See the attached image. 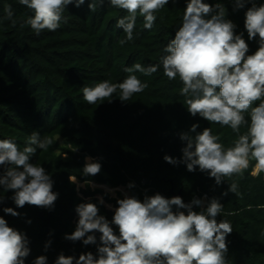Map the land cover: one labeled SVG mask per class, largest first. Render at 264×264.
Here are the masks:
<instances>
[{"label":"trees","instance_id":"trees-1","mask_svg":"<svg viewBox=\"0 0 264 264\" xmlns=\"http://www.w3.org/2000/svg\"><path fill=\"white\" fill-rule=\"evenodd\" d=\"M90 2L85 0L79 8L68 5L64 12L67 23L62 21L55 32L45 30L37 36L30 26L21 27L34 15L31 9L19 0H0V140L10 139L22 150L34 131L41 138L53 139L47 151L37 149L31 158L54 181L52 191L58 193V198L52 208L28 204L18 208L11 199L14 191H4L0 186V217L29 240L30 254L25 264H33L41 255L47 257L46 264H55L60 254L78 259L81 254L91 252L98 258L101 233H89L97 241L89 245H84L82 240H67L65 236L76 229L79 219L76 206L86 202L96 204L98 214L119 235L112 219L117 200L124 198L120 186L141 202L155 194L174 197L170 187L173 191L180 190L189 203L194 198L201 199L203 208L212 198H218L223 212L217 220H228L233 229L226 238L227 264H264V207H258L264 205V172L252 175L255 161L250 162L242 177L225 178L217 185L198 166L190 172L184 163L173 165L164 159L166 155L182 159L185 142L180 134L194 136L196 133L190 131L193 124L199 125L197 133L210 127L226 148L237 138L230 127L211 124L188 112L180 95L183 85L179 77L169 80L161 66L151 76L134 73L148 87L128 102L119 100V91L113 94L111 102L89 105L83 99L84 86L92 87L104 80L122 82L130 75L124 69L135 63L159 64L163 48L175 38L181 25L188 0H169L156 13L151 30L143 28L144 19L137 15L134 40L123 46L119 41L126 34L116 27V22L128 13L110 6L109 0H104L102 5L97 0L96 11L92 12ZM203 2L213 6L222 4L225 19L236 25L235 33H243L249 45L248 54L255 53L259 37L249 40L244 27L245 13L251 3L234 10L235 0ZM254 2L257 6L264 4V0ZM6 5L13 8L15 26L4 19ZM258 104L259 101L253 107ZM246 130L241 127V133ZM86 157L101 164L97 175H83ZM70 176H76L77 182H71ZM233 180L239 185L240 196L228 191ZM105 187L117 189L116 194L111 195ZM225 192L228 194L223 195ZM99 197H103L104 204L99 202ZM5 207L20 215L6 214ZM176 210L173 206V211ZM180 210L187 213L186 209ZM193 210L200 212L202 207L194 205Z\"/></svg>","mask_w":264,"mask_h":264},{"label":"clouds","instance_id":"clouds-1","mask_svg":"<svg viewBox=\"0 0 264 264\" xmlns=\"http://www.w3.org/2000/svg\"><path fill=\"white\" fill-rule=\"evenodd\" d=\"M98 2L102 5L104 0ZM109 2L110 6L128 13L116 22V27L126 34L125 39L119 41L123 46L134 40L137 15L144 19L143 28L151 30L157 19L156 13L169 0ZM19 3L34 13L21 27L28 25L39 36L45 30L55 32L62 21L67 23L66 7L74 4L79 8L85 0H19ZM246 3L252 4L244 21L248 39L259 37L255 53L248 54L249 45L243 33H235L236 25L225 19L226 10L222 4L213 6L203 0H188L181 25L175 38L163 48L159 64L135 63L124 69L130 75L122 82L104 80L92 87L84 86L81 89L83 99L89 105L97 101L111 102L113 94L119 91V100L128 102L134 94L142 93L148 87L134 73L151 76L162 66L169 80L179 77L183 85L180 95L193 117L199 115L211 124L230 127L237 134L233 145L226 148L210 127L197 133L199 125L193 124L190 131L196 133L194 136L180 134L181 141L185 142L182 159L166 155L165 161L173 165L184 163L190 172L198 166L201 172L214 178L217 185L225 178L242 177L251 161H255L252 175L264 172V4L257 6L254 0H235L234 10L244 8ZM88 6L92 12L96 11L97 0H91ZM4 13V19L15 26L12 6L6 5ZM257 101L258 106L253 107ZM242 126L247 129L243 133ZM52 144L51 137L41 138L35 131L22 150L10 139L0 140V167L3 168L0 186L4 191H14L11 199L18 208L26 204L44 208L54 206L58 193L52 191L51 175L40 164L31 162L37 149L47 151ZM82 171L85 176H95L101 171V164L86 157ZM69 180L77 182L76 176H70ZM228 191L241 195L235 180L229 184ZM98 199L104 204L103 197ZM117 204L112 223L118 226L119 235L114 234L109 221L98 214L96 204L77 205L76 229L70 235L66 234L65 239L82 240L84 245L96 244V236L89 233L98 231L101 233L98 258L91 252L81 254L78 259L60 254L55 264H74V261L75 264H227L226 238L233 229L228 220H217L223 212L218 198H212L206 208L201 199L194 198L185 204L179 196L169 199L160 194L146 196L143 202L126 196L118 199ZM194 205L201 206L202 210L194 211ZM180 209H186L187 213ZM3 211L12 216L20 215L11 207H5ZM28 245L26 234L9 227L0 217V264H25V258L30 254ZM48 246L45 245V250ZM46 262L47 257L41 255L33 264Z\"/></svg>","mask_w":264,"mask_h":264},{"label":"rangeland","instance_id":"rangeland-1","mask_svg":"<svg viewBox=\"0 0 264 264\" xmlns=\"http://www.w3.org/2000/svg\"><path fill=\"white\" fill-rule=\"evenodd\" d=\"M253 170H254V168H253ZM105 189L107 190V191H109V193L111 194V195H115L116 194V190L117 189H114V188H108V187H105ZM118 189L121 191V193L123 194V197L125 198L126 196L127 197H131L129 194H128V192H127V190L124 188V187H118Z\"/></svg>","mask_w":264,"mask_h":264},{"label":"water","instance_id":"water-1","mask_svg":"<svg viewBox=\"0 0 264 264\" xmlns=\"http://www.w3.org/2000/svg\"><path fill=\"white\" fill-rule=\"evenodd\" d=\"M169 189H170V191H172L173 196H179V197H181L182 200H183V202H184L185 204H188V203H189L185 198L182 197L180 190L173 191V190H172V187H170Z\"/></svg>","mask_w":264,"mask_h":264}]
</instances>
